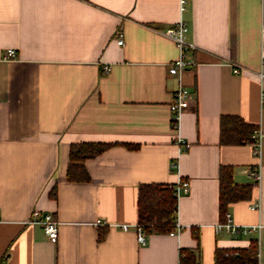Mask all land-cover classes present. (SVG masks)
<instances>
[{
  "label": "crops",
  "instance_id": "obj_1",
  "mask_svg": "<svg viewBox=\"0 0 264 264\" xmlns=\"http://www.w3.org/2000/svg\"><path fill=\"white\" fill-rule=\"evenodd\" d=\"M179 20L194 49L177 76L168 73L178 48L166 29ZM7 49L14 59L3 58ZM180 84L191 96L173 128ZM262 90L264 0H188L183 11L178 0H0V264H180L181 249L194 264H216L217 249L252 240L264 264ZM222 115L260 128V158L250 143L219 142ZM78 142L110 144L83 160V181L67 178ZM258 163L254 184L248 171ZM222 166L252 187L227 205L234 223L257 226L237 237L216 230ZM180 179L189 181L177 198L182 230L140 244L139 185ZM35 209L58 220L56 243L25 224ZM98 218L130 228L96 226Z\"/></svg>",
  "mask_w": 264,
  "mask_h": 264
},
{
  "label": "trees",
  "instance_id": "obj_2",
  "mask_svg": "<svg viewBox=\"0 0 264 264\" xmlns=\"http://www.w3.org/2000/svg\"><path fill=\"white\" fill-rule=\"evenodd\" d=\"M219 142L222 144L251 143L257 131V125L244 121L238 115H222L219 123ZM108 143L78 142L71 144L70 164L67 178L74 181L88 179L83 160L94 157L107 149ZM128 147H135L128 145ZM250 184H239L233 179L231 167L222 166L219 170V216L224 220L227 205L241 199H247L251 194ZM56 196V186L51 192ZM177 198L167 184L144 183L138 187L137 223L143 226L146 234L168 233L174 227ZM180 264H194V255L189 250H180ZM214 260L216 264H257L258 247L252 240L245 248L217 249Z\"/></svg>",
  "mask_w": 264,
  "mask_h": 264
},
{
  "label": "built area",
  "instance_id": "obj_3",
  "mask_svg": "<svg viewBox=\"0 0 264 264\" xmlns=\"http://www.w3.org/2000/svg\"><path fill=\"white\" fill-rule=\"evenodd\" d=\"M178 1H179L180 11L185 10L188 0H178ZM186 31H187L186 25L182 20L177 21L175 24H173L172 26L166 29V34L169 35L174 40L175 45L178 48V56L168 64L169 74L180 76V74L186 68H189L193 65V61L188 58L187 54L188 52L194 49V45L186 40ZM116 43L118 45H123L124 43L121 31L117 32ZM3 58L14 59L15 58L14 50L7 49L3 54ZM108 71H109V66L107 65H104L101 68L102 74H106ZM233 71L234 73L239 72L238 68H234ZM258 76L262 78L263 74L258 73ZM190 96H191L190 91L181 84L172 93L169 109L171 113V125L173 128L177 127L180 114L183 108H185L188 105ZM260 99L261 102L264 103V90H262V92L260 93ZM262 136H263L262 132L260 128H258L253 137L254 140L250 143L253 149L254 156H256L257 158H260L261 156ZM177 142L183 144L184 140L178 138ZM248 174L253 179L254 184H259L261 180L260 164L258 163L254 167H251L248 171ZM167 187L170 188L173 191L175 197L178 198L180 195L188 191L189 181L187 179H180L178 182L168 183ZM252 206L257 208L259 206V203L256 202ZM92 223L96 226H100V225H109V226L111 225L112 227L118 226L123 231H126L130 228V226H128L127 224H119V225L107 224L106 221L99 218L95 219ZM25 224L39 225L42 228L49 242L51 243L57 242L59 236L58 233L59 222L52 213L35 209L31 212L29 218L25 221ZM132 228L136 233L138 242L140 244H144L146 236L148 234H146V232L144 231L143 226L139 223H136L132 226ZM256 228L257 226L254 225L242 226L234 223L231 218V215L228 212H225L224 220L216 225L217 231H224L233 237H237L242 234H247L255 230ZM181 230H182V226L176 220L173 229L169 231L168 234L178 235Z\"/></svg>",
  "mask_w": 264,
  "mask_h": 264
}]
</instances>
